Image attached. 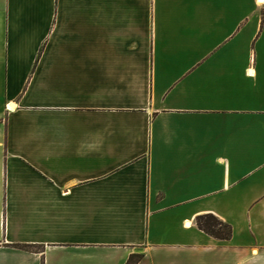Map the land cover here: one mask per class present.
<instances>
[{
    "label": "crops",
    "instance_id": "crops-1",
    "mask_svg": "<svg viewBox=\"0 0 264 264\" xmlns=\"http://www.w3.org/2000/svg\"><path fill=\"white\" fill-rule=\"evenodd\" d=\"M132 255L264 264V0H0V264Z\"/></svg>",
    "mask_w": 264,
    "mask_h": 264
},
{
    "label": "trees",
    "instance_id": "trees-1",
    "mask_svg": "<svg viewBox=\"0 0 264 264\" xmlns=\"http://www.w3.org/2000/svg\"><path fill=\"white\" fill-rule=\"evenodd\" d=\"M196 223L200 230L216 239L228 240L232 235L231 227L213 215L199 216L196 219ZM15 248L40 252V248L31 245H16ZM141 259L142 255H132L126 264H138Z\"/></svg>",
    "mask_w": 264,
    "mask_h": 264
},
{
    "label": "bare ground",
    "instance_id": "bare-ground-1",
    "mask_svg": "<svg viewBox=\"0 0 264 264\" xmlns=\"http://www.w3.org/2000/svg\"><path fill=\"white\" fill-rule=\"evenodd\" d=\"M11 107H13V106H11Z\"/></svg>",
    "mask_w": 264,
    "mask_h": 264
}]
</instances>
